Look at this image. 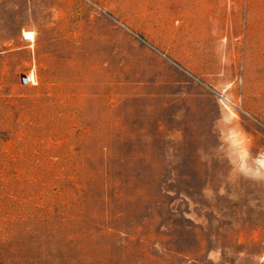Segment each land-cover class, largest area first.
Listing matches in <instances>:
<instances>
[{"label":"rangeland","instance_id":"obj_1","mask_svg":"<svg viewBox=\"0 0 264 264\" xmlns=\"http://www.w3.org/2000/svg\"><path fill=\"white\" fill-rule=\"evenodd\" d=\"M0 264H264V0H0Z\"/></svg>","mask_w":264,"mask_h":264},{"label":"bare ground","instance_id":"obj_2","mask_svg":"<svg viewBox=\"0 0 264 264\" xmlns=\"http://www.w3.org/2000/svg\"><path fill=\"white\" fill-rule=\"evenodd\" d=\"M24 37L27 38V39H32L34 38V32L31 31V30H25L24 31ZM27 81H33L34 83L36 82V79H35V76H34V73L30 72L28 75H27Z\"/></svg>","mask_w":264,"mask_h":264},{"label":"built area","instance_id":"obj_3","mask_svg":"<svg viewBox=\"0 0 264 264\" xmlns=\"http://www.w3.org/2000/svg\"><path fill=\"white\" fill-rule=\"evenodd\" d=\"M26 79H27V76H26ZM29 82V81H28Z\"/></svg>","mask_w":264,"mask_h":264}]
</instances>
